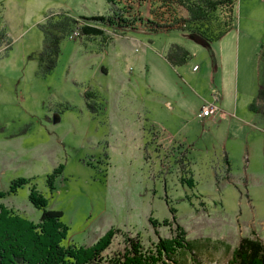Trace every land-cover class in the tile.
Segmentation results:
<instances>
[{
    "label": "rangeland",
    "instance_id": "374dc122",
    "mask_svg": "<svg viewBox=\"0 0 264 264\" xmlns=\"http://www.w3.org/2000/svg\"><path fill=\"white\" fill-rule=\"evenodd\" d=\"M117 2L114 14L149 17L148 0ZM63 15L80 26L112 14L105 0H0L10 42L0 46V191L27 181L2 205L37 223L41 210L28 198L34 187L47 209L62 213L64 246L89 247L113 229L103 264H123L130 238L146 264H230L241 238L264 243V119L244 106L264 80L252 56V42L264 44V0H237L232 29L209 48L180 29L104 26L103 34L78 29L69 39L73 28L41 74V26ZM239 31L251 61L240 64L238 80L232 62L214 76L232 114L203 123L191 111L218 94L203 59L218 47L226 56ZM171 44L191 55L179 69L163 57ZM159 240L181 247L163 252Z\"/></svg>",
    "mask_w": 264,
    "mask_h": 264
},
{
    "label": "trees",
    "instance_id": "16d2710c",
    "mask_svg": "<svg viewBox=\"0 0 264 264\" xmlns=\"http://www.w3.org/2000/svg\"><path fill=\"white\" fill-rule=\"evenodd\" d=\"M111 7L108 16L96 15L80 18L84 21L101 23L108 27L144 28L147 30H185L189 34H196L207 42L221 38L232 29L235 21L234 8L237 0H148L151 6L149 17L127 14V16L113 13L112 6L118 4L117 0H105ZM183 9L185 17L177 15L176 8ZM79 29L81 34L100 35L101 29L89 23L78 25V21L67 15L56 20H50L41 26L43 34V48L38 56L39 73H49L55 64L59 53L61 36L71 30ZM73 29V30H74ZM10 46L3 29H0V46ZM264 66V47L260 49ZM190 53L182 46L171 44L165 52V60L173 67L185 64L190 59ZM253 112L260 111L264 114V86L258 90L256 99L249 105ZM51 175L48 182L51 185ZM23 178L14 181L8 193L25 184ZM8 193L0 191V264H103L102 253L106 250L115 235L113 229L106 231L93 245L89 247L69 244L62 245L67 236L68 228L61 222L60 211L47 209V201L34 187L29 193L30 203L41 210L37 223L21 217L5 208L1 199ZM183 235L179 226L176 230ZM131 256H124L123 264H146L142 259L140 246L137 240L128 239ZM159 245L164 252L169 245L177 247L180 243L176 240H159ZM186 244V243H185ZM141 261V262H139ZM164 264V263H161ZM230 264H264V243L258 238H241L232 253Z\"/></svg>",
    "mask_w": 264,
    "mask_h": 264
},
{
    "label": "crops",
    "instance_id": "0c3cea01",
    "mask_svg": "<svg viewBox=\"0 0 264 264\" xmlns=\"http://www.w3.org/2000/svg\"><path fill=\"white\" fill-rule=\"evenodd\" d=\"M89 24L92 25V26H95V27H97L99 29H101L102 34H103V31L106 29V27H104L105 25H98V24L90 23V22H89ZM132 28H134V27H132ZM135 28H138V27H135ZM245 43H246V40H245V38H244V40H242L241 35H240V31H239L235 36H232L231 37V40L229 41V45H228V42H227V44H226V50L227 51L229 50V51L228 52L227 51L225 52L226 53L225 54L226 56H224V50H223L224 48L220 49L218 47V49H214V50H210L209 49V52H206V53H208L207 54L208 56H206V58L203 59L204 60V68H205V72L210 69V72H211V74L213 76L212 79H213V82H214V88L216 89V92L218 93L217 95L215 94L213 96V101H215V105L217 104V106H218L217 108H218L219 111H218V114L216 115V117L214 119H206L205 121H202L201 120L203 123L204 122L205 123H210V121L211 122L220 121V119L223 118V117H225L226 115L228 116L229 114H232L231 111H230V109L228 107H226V105H224V99H223L224 98V94H223L224 93V90H223L224 89L223 88L224 86L222 85V81H220V84H218L217 82L219 80L216 82L214 76L215 75H218V77H219L220 75H222V72H224L225 67L226 66L229 67L230 62H232L234 64V66H235V76H237V80H238V74L240 72V64L242 63L243 64V67H244V64L247 65L251 61V60H249L250 51H248L247 49H245ZM252 44H253V46H255L254 47V51H253V54L254 55L252 54V56H254V58L256 57V60H255L256 68L258 70L259 75H262L263 78H264L263 59H262L261 53H260V49H261V47H264V44L260 43L259 45H257L255 43V41H253ZM241 45L244 46L243 47V50H241ZM205 48H209V47L208 46H205ZM164 55H165V53H164ZM225 58L227 59L226 61H224ZM183 65H181V66H183ZM181 66H178V67L171 66V67L178 68L179 69ZM194 66H197V65H193L192 66V68H191L192 73L194 75L200 73V71H201L200 66L197 67L196 70L193 69ZM181 83H183L184 85H187V87H189V84H186V82L183 80V77H181ZM261 86H264V80L262 81L260 79L259 80L258 87H257L255 93H253L252 95H250L248 97L247 101H245L243 99V101H245L244 102V106L248 107V109H250L249 108V105L255 101L256 96H257V93H258V90H259V88ZM238 98H239V89H238V83H237L236 84V87H235V102H236V105H235V108H234L235 111H237ZM205 104H207V103H205ZM205 104L204 103H201L198 106H196L194 110L191 111L192 113H195V117L197 119H199L197 117V113L199 112V110L201 109V107L203 105H205ZM252 113L253 114H256V115H259V116H261L264 119V114L262 112L257 111V112H252ZM231 117H232V115H230V118ZM225 158L227 159L226 156H225ZM228 166H229V164H228Z\"/></svg>",
    "mask_w": 264,
    "mask_h": 264
},
{
    "label": "built area",
    "instance_id": "2783aa9c",
    "mask_svg": "<svg viewBox=\"0 0 264 264\" xmlns=\"http://www.w3.org/2000/svg\"><path fill=\"white\" fill-rule=\"evenodd\" d=\"M79 36V30L75 29L72 31V33L69 35V39H74ZM194 70L197 69V66L193 67ZM218 108L215 105V103H207L201 107L199 112L197 113V117L205 121L206 119H214L216 115L218 114Z\"/></svg>",
    "mask_w": 264,
    "mask_h": 264
},
{
    "label": "water",
    "instance_id": "95a60500",
    "mask_svg": "<svg viewBox=\"0 0 264 264\" xmlns=\"http://www.w3.org/2000/svg\"><path fill=\"white\" fill-rule=\"evenodd\" d=\"M189 36L192 37V38H194V40H195L197 43L201 44V45H205V46H207V44H208V42H207L206 40L202 39L201 37H199V36L196 35V34H190Z\"/></svg>",
    "mask_w": 264,
    "mask_h": 264
}]
</instances>
